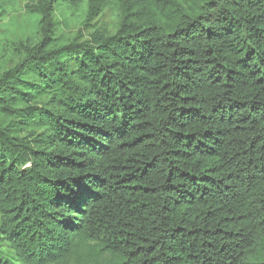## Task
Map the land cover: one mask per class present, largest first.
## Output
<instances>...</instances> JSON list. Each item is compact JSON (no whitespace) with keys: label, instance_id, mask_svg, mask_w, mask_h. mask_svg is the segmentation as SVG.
Returning <instances> with one entry per match:
<instances>
[{"label":"trees","instance_id":"1","mask_svg":"<svg viewBox=\"0 0 264 264\" xmlns=\"http://www.w3.org/2000/svg\"><path fill=\"white\" fill-rule=\"evenodd\" d=\"M108 7L112 33L90 23ZM24 16L0 54V264H264V0Z\"/></svg>","mask_w":264,"mask_h":264},{"label":"rangeland","instance_id":"2","mask_svg":"<svg viewBox=\"0 0 264 264\" xmlns=\"http://www.w3.org/2000/svg\"><path fill=\"white\" fill-rule=\"evenodd\" d=\"M38 0H12V7L10 10L9 19L6 21L0 20V54L3 53L8 46V41L14 39L16 31L22 32L29 29L26 16H24V7L36 3ZM80 15V11H76L73 19H77ZM73 20V21H74ZM16 23L18 27L16 26ZM95 26V29L105 30L110 33L114 31L118 23V11L115 7H108L102 13L101 16L90 22ZM81 27L80 23L75 22L73 29L78 30ZM85 34L93 32L94 29L84 28L82 29ZM2 62L3 60L0 59ZM71 264H114L111 258L108 256H97L96 253L86 250L81 256L71 262Z\"/></svg>","mask_w":264,"mask_h":264}]
</instances>
